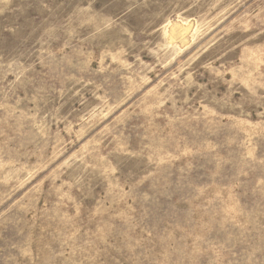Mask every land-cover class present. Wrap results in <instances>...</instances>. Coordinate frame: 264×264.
<instances>
[{
  "label": "rangeland",
  "instance_id": "obj_1",
  "mask_svg": "<svg viewBox=\"0 0 264 264\" xmlns=\"http://www.w3.org/2000/svg\"><path fill=\"white\" fill-rule=\"evenodd\" d=\"M0 264H264V0H0Z\"/></svg>",
  "mask_w": 264,
  "mask_h": 264
},
{
  "label": "bare ground",
  "instance_id": "obj_2",
  "mask_svg": "<svg viewBox=\"0 0 264 264\" xmlns=\"http://www.w3.org/2000/svg\"><path fill=\"white\" fill-rule=\"evenodd\" d=\"M174 32H175V30H174Z\"/></svg>",
  "mask_w": 264,
  "mask_h": 264
}]
</instances>
